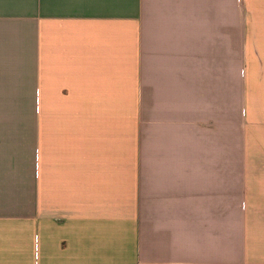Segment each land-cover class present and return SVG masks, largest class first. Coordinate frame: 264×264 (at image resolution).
Segmentation results:
<instances>
[{
  "label": "crops",
  "instance_id": "1",
  "mask_svg": "<svg viewBox=\"0 0 264 264\" xmlns=\"http://www.w3.org/2000/svg\"><path fill=\"white\" fill-rule=\"evenodd\" d=\"M0 264H264V0H0Z\"/></svg>",
  "mask_w": 264,
  "mask_h": 264
}]
</instances>
